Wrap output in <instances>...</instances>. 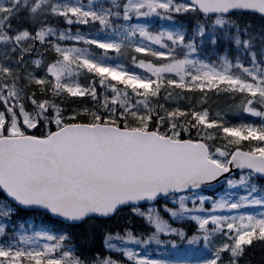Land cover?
Masks as SVG:
<instances>
[{
	"label": "snow or ice",
	"instance_id": "6c2138e0",
	"mask_svg": "<svg viewBox=\"0 0 264 264\" xmlns=\"http://www.w3.org/2000/svg\"><path fill=\"white\" fill-rule=\"evenodd\" d=\"M257 247L264 0H0V264Z\"/></svg>",
	"mask_w": 264,
	"mask_h": 264
},
{
	"label": "trees",
	"instance_id": "16d2710c",
	"mask_svg": "<svg viewBox=\"0 0 264 264\" xmlns=\"http://www.w3.org/2000/svg\"><path fill=\"white\" fill-rule=\"evenodd\" d=\"M250 256L253 261V264H260V261L262 259V256H264V253H262L259 247H257L256 249H253L250 252Z\"/></svg>",
	"mask_w": 264,
	"mask_h": 264
}]
</instances>
